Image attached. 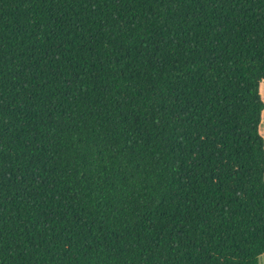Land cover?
Listing matches in <instances>:
<instances>
[{
	"label": "trees",
	"instance_id": "obj_1",
	"mask_svg": "<svg viewBox=\"0 0 264 264\" xmlns=\"http://www.w3.org/2000/svg\"><path fill=\"white\" fill-rule=\"evenodd\" d=\"M264 0H0V264H260Z\"/></svg>",
	"mask_w": 264,
	"mask_h": 264
},
{
	"label": "rangeland",
	"instance_id": "obj_2",
	"mask_svg": "<svg viewBox=\"0 0 264 264\" xmlns=\"http://www.w3.org/2000/svg\"><path fill=\"white\" fill-rule=\"evenodd\" d=\"M260 93L263 94L262 99H264V82H262V84L260 86ZM260 132H261V134L263 132L262 135L264 137V112L262 114V124L260 126ZM260 264H264V258L263 257L260 258Z\"/></svg>",
	"mask_w": 264,
	"mask_h": 264
}]
</instances>
